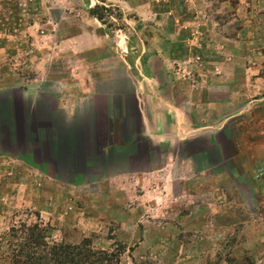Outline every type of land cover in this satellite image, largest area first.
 Returning <instances> with one entry per match:
<instances>
[{"label":"rangeland","instance_id":"374dc122","mask_svg":"<svg viewBox=\"0 0 264 264\" xmlns=\"http://www.w3.org/2000/svg\"><path fill=\"white\" fill-rule=\"evenodd\" d=\"M159 2L0 0V87H22L46 64L64 76L134 82V67L125 66L120 53L125 50L132 63L141 44L156 42L142 34L156 30L148 7ZM221 9L207 31L224 38L217 47L239 85L233 105L223 109L224 115L239 114L223 133L232 142L228 162L235 167L207 149L189 156V174H174L176 166L121 181L105 174L101 183L63 192L41 181L35 168L16 164L14 180L0 187V264L21 260L25 243L37 237L42 244L34 254L83 242L117 252L105 264H264V165L252 167V158L264 154V0H233ZM204 10L214 11L212 5ZM198 63L195 58L184 71L173 67L193 81ZM237 127L239 149L233 143Z\"/></svg>","mask_w":264,"mask_h":264},{"label":"crops","instance_id":"0c3cea01","mask_svg":"<svg viewBox=\"0 0 264 264\" xmlns=\"http://www.w3.org/2000/svg\"><path fill=\"white\" fill-rule=\"evenodd\" d=\"M232 2L150 4L148 18L156 19L157 28L142 35L156 42L141 44L132 63H127L125 50L120 53L124 65L134 67V82L64 76L46 64L38 69L43 72L38 78L22 87H0V187L14 180L16 164L35 168L41 181L63 192L75 184L101 183L105 174L121 181L128 174L159 175L174 166L180 169L174 174L181 175L182 169L189 174V156L207 149L235 167L228 162L232 142L223 133L227 122L239 114L224 115L223 109L233 105L239 85H234L233 65L225 63L217 47V40L224 38L207 31L221 8ZM209 5L214 11L204 10ZM139 7L144 9L145 4ZM191 34L195 41H190ZM238 34H231V39ZM195 58L200 64L197 77L193 81L178 77L173 66L184 71ZM239 129H233L237 149ZM252 162L253 168L264 165V154Z\"/></svg>","mask_w":264,"mask_h":264},{"label":"trees","instance_id":"16d2710c","mask_svg":"<svg viewBox=\"0 0 264 264\" xmlns=\"http://www.w3.org/2000/svg\"><path fill=\"white\" fill-rule=\"evenodd\" d=\"M38 238L25 243L21 260L8 261L7 264H105V261H111L117 255V252L93 250L86 242L77 246L53 244L45 253L34 254L31 251L33 247L42 244L41 238ZM45 245L46 243H43L42 246Z\"/></svg>","mask_w":264,"mask_h":264}]
</instances>
